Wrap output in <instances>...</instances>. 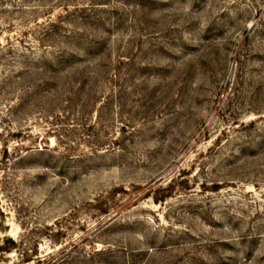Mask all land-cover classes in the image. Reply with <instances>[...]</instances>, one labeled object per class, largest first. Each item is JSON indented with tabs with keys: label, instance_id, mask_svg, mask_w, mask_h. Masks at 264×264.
Returning a JSON list of instances; mask_svg holds the SVG:
<instances>
[{
	"label": "rangeland",
	"instance_id": "1",
	"mask_svg": "<svg viewBox=\"0 0 264 264\" xmlns=\"http://www.w3.org/2000/svg\"><path fill=\"white\" fill-rule=\"evenodd\" d=\"M0 264H264V0H0Z\"/></svg>",
	"mask_w": 264,
	"mask_h": 264
},
{
	"label": "trees",
	"instance_id": "2",
	"mask_svg": "<svg viewBox=\"0 0 264 264\" xmlns=\"http://www.w3.org/2000/svg\"><path fill=\"white\" fill-rule=\"evenodd\" d=\"M5 154H6V155L9 154V148H8V147L5 148ZM19 157H21V159H22V157H24V156H21V155H20ZM19 157H18V158H19Z\"/></svg>",
	"mask_w": 264,
	"mask_h": 264
}]
</instances>
